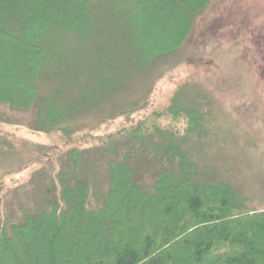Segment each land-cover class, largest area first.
I'll return each instance as SVG.
<instances>
[{"label":"trees","instance_id":"trees-1","mask_svg":"<svg viewBox=\"0 0 264 264\" xmlns=\"http://www.w3.org/2000/svg\"><path fill=\"white\" fill-rule=\"evenodd\" d=\"M211 1L126 0L130 33L121 36L128 46L115 38L119 31L98 0H0V109L35 114L30 129L58 133L73 147L47 160L62 168L47 209L20 224L0 219V264H264V210L245 206L227 183L200 184L180 145L165 146L175 134L159 129L157 119L130 122L145 106L104 114L133 75L182 47ZM180 95L167 114H187L190 132L201 112ZM3 114L0 129L10 124ZM86 114L103 115L88 126L78 122ZM121 118L134 125L101 135ZM152 129L163 140L153 155L173 170L145 183L133 154L137 143L153 139ZM81 142L105 161L108 187L100 198L82 178ZM2 185L0 204L12 190Z\"/></svg>","mask_w":264,"mask_h":264},{"label":"rangeland","instance_id":"rangeland-1","mask_svg":"<svg viewBox=\"0 0 264 264\" xmlns=\"http://www.w3.org/2000/svg\"><path fill=\"white\" fill-rule=\"evenodd\" d=\"M125 3L98 0L97 5L118 29L115 38L127 40L131 46L123 37L130 33L126 21L130 9L124 8ZM177 93H181L184 106L201 112L193 131L189 132L187 114H180L176 120L167 114ZM133 104L146 108L130 116V122L137 126L148 119L149 125L151 119H157L159 129L175 134L180 142L164 144L180 145L197 165L200 184L227 183L240 193L245 206L264 210V0H212L196 18L182 47L161 64L133 75L121 86L116 100L104 106V114ZM0 112L10 122L0 129L5 137L0 139V183L1 189H12L0 204V219L4 216L20 224L26 215L47 209L56 199L61 163L54 162L51 167L47 160L73 147L63 146L58 133L30 129L36 119L33 113ZM102 115L86 114V119L78 122L90 126ZM113 123L108 129L103 127L101 135H115L121 128L134 125L123 118ZM150 136L153 139L144 145L137 143L133 154L136 170L145 183L167 169L166 162L160 155L154 156L152 149L163 144L162 138L155 129ZM76 144L80 151H86L82 178L89 180L100 198L108 187L105 161L89 147L92 143ZM68 161L67 157L62 163Z\"/></svg>","mask_w":264,"mask_h":264}]
</instances>
